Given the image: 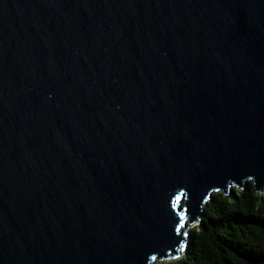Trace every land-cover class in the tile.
I'll return each instance as SVG.
<instances>
[{"label": "water", "instance_id": "95a60500", "mask_svg": "<svg viewBox=\"0 0 264 264\" xmlns=\"http://www.w3.org/2000/svg\"><path fill=\"white\" fill-rule=\"evenodd\" d=\"M248 181L264 0H0V264L175 260Z\"/></svg>", "mask_w": 264, "mask_h": 264}, {"label": "trees", "instance_id": "16d2710c", "mask_svg": "<svg viewBox=\"0 0 264 264\" xmlns=\"http://www.w3.org/2000/svg\"><path fill=\"white\" fill-rule=\"evenodd\" d=\"M182 255L161 264H264V194L248 181L214 192Z\"/></svg>", "mask_w": 264, "mask_h": 264}, {"label": "rangeland", "instance_id": "374dc122", "mask_svg": "<svg viewBox=\"0 0 264 264\" xmlns=\"http://www.w3.org/2000/svg\"><path fill=\"white\" fill-rule=\"evenodd\" d=\"M213 193H214V192H213ZM197 225H198L197 223H194V224L190 225L188 230H190L191 228L196 227ZM161 262H164V261H160V262H158L157 264H161Z\"/></svg>", "mask_w": 264, "mask_h": 264}]
</instances>
